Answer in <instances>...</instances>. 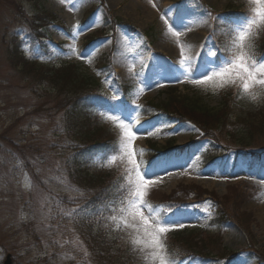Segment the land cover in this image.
<instances>
[{
  "label": "rangeland",
  "instance_id": "rangeland-1",
  "mask_svg": "<svg viewBox=\"0 0 264 264\" xmlns=\"http://www.w3.org/2000/svg\"><path fill=\"white\" fill-rule=\"evenodd\" d=\"M253 7L251 0H0V264L8 254L13 264H85L84 259L89 258L85 237L63 223L76 205H65L61 196L66 188H71L66 191L68 197L77 196L78 187L72 178H66L68 171L63 167L70 154L68 147L76 143L72 136L76 131L65 114H71L75 98L87 93L106 98V104L112 106L120 99L123 104L119 105L126 108L125 112L93 108L97 129L91 143L109 142L112 149L123 135L120 124H128L136 134L132 147L141 174L145 167L169 159L184 165H169L167 172L145 176L153 181L146 200L162 206L150 216L151 225L169 216L184 225L164 238L169 259L183 264H264V154L256 162L241 155V151L264 150L258 148L264 135L252 137L253 148L236 151V139L211 140L202 135L196 122L208 129L205 119L182 104L195 110L199 105L215 110L227 98L248 111L261 107L264 89L259 86L250 89L257 94L252 100L239 81L224 87L218 80L193 83L203 79L198 69L207 48L217 56L230 54L231 22L251 16ZM42 9L59 21L38 24ZM181 18L186 28L181 26ZM188 29L192 32L186 33ZM18 41L34 59L78 64L81 70L73 65L71 72L82 77L78 76L76 84L72 78L67 80L58 93L44 87L47 93L40 103L45 107L34 98L27 99L23 92L13 93L6 56ZM246 45L252 58L260 62L264 57V22L253 27ZM48 50H53L52 55ZM172 75L180 80L170 79ZM172 92L181 100H175ZM84 100L88 103L86 97ZM154 108L157 116L149 118L148 112ZM149 123L154 125L151 134L137 131ZM4 133L19 146H29L26 160L16 156ZM37 147L46 149L41 161ZM222 148L225 150H219ZM110 150L108 155L113 154ZM114 154L122 159L108 165L105 157H100L93 176L82 185L90 190L121 181L123 200L128 195L126 177L131 165L127 156ZM77 199L80 204L82 199ZM118 204H113L111 210L116 211L105 217L104 232L127 246L134 264H157L150 247L130 243L137 235L147 240L143 225L139 232L123 225L117 229L109 219L120 216L119 208L124 205ZM55 213L58 217L51 222ZM221 213H226L223 219ZM96 229V235L102 236ZM255 250L262 251V257H254Z\"/></svg>",
  "mask_w": 264,
  "mask_h": 264
},
{
  "label": "trees",
  "instance_id": "trees-1",
  "mask_svg": "<svg viewBox=\"0 0 264 264\" xmlns=\"http://www.w3.org/2000/svg\"><path fill=\"white\" fill-rule=\"evenodd\" d=\"M42 11L43 12L39 15L38 24L43 21H59L56 15L45 9H42ZM40 40H42V38H40ZM38 45L32 49L37 48ZM52 51L53 50H48L49 55H52ZM6 57L10 64L8 77H10L13 82L10 86L14 90L13 93L20 94L23 92L27 99L34 98L38 100L39 103L41 101V96L47 93L46 90L49 92L55 90L58 93L57 89L63 87L67 80H71L72 78L75 84L79 80L78 76L80 74L73 70V72H71V66L73 65L76 66L78 71L81 70L78 64L70 62L46 63L34 59L27 55L24 48H21L19 41L16 42L12 48L7 50ZM44 87L46 90L43 89ZM8 91L10 92V90ZM171 95H175L173 96L175 100H181L178 96L176 97V93L172 92ZM84 97L88 99V103L85 102ZM183 101L186 102L187 100L183 99ZM42 103L44 102L42 101L40 103L41 106L45 107ZM102 103H105V101L97 94L87 93L82 97L75 98L73 106L71 107V114H65L66 120L68 119L70 126L72 129L74 127L76 131V133L72 135L76 143L70 144L68 147L67 150L70 151V154L65 161H63V167L65 168V173L68 171L66 178H72V181L75 182L78 187L76 188L77 196L75 197L71 198V196H67L66 191H69L71 188H66V191L61 195L62 203L69 207H71V204L76 205V210L65 217L63 223L66 228H68L66 225H72L73 228H76V231H80L83 238L85 237L86 245L90 251L88 255L89 258L84 259L86 262L85 264H134L128 254L127 246L117 240V237L113 239L109 234L107 236L104 232V225H107L108 222L105 220V217L110 216L112 211L111 206L120 203L122 200L124 189L121 187V181L119 184L107 182L106 184L104 183L101 186H97V189L89 187L90 190L83 189L82 185V182H84L87 177L93 176L92 169L96 167L97 160L111 149L109 142H90L93 138V133L97 129V125L93 122V117L95 116L93 108L102 106L100 105ZM182 104L186 110L188 109V112L200 114V116H203L206 120L207 123L205 120L203 123L209 126L208 129H205L201 124L196 122L206 137H211L216 140H224L225 138L236 139L237 147H239H236L237 150L253 148L254 142L252 141V137L254 135H264V102L255 112L245 110L243 107L233 103L232 99L229 100L227 98H225L221 106L215 110L208 107H200V105H197L200 108L195 107V110L192 109L194 107L191 108L192 105ZM155 112H157L156 108L153 109L151 115H154ZM179 114H185V112ZM178 117L182 121H188V118L185 116L178 115ZM67 131L71 132V128L68 127ZM4 136V139L13 147L16 156L19 155L22 159L26 160L29 146H19L14 139L10 137L7 138L5 133ZM69 139L71 140V138ZM86 141L90 143H85ZM261 147H264V141L258 148ZM226 149L230 148L226 147ZM35 151L40 152L39 154L42 155L39 159L41 161L46 154V149L43 150L37 147ZM28 165L30 164L28 163ZM32 178L33 184L36 186L38 182L34 176H32ZM77 197L82 199L80 204V200L77 199ZM227 212L231 213L229 210H227ZM225 215L226 213H223V215L221 213L220 217L223 219ZM57 217L58 214L55 213L53 216L55 219L51 222H54ZM60 222L62 223L61 220ZM96 227L103 233L102 236L96 235ZM116 240L120 244H118ZM122 246L125 248V251ZM262 253V251L255 250L254 257H262ZM193 254L205 259L211 258L194 252Z\"/></svg>",
  "mask_w": 264,
  "mask_h": 264
},
{
  "label": "snow or ice",
  "instance_id": "snow-or-ice-1",
  "mask_svg": "<svg viewBox=\"0 0 264 264\" xmlns=\"http://www.w3.org/2000/svg\"><path fill=\"white\" fill-rule=\"evenodd\" d=\"M254 7L251 9L252 15L245 16L233 20V32L234 37L231 41L230 54L228 56H217L216 52L211 48H207L205 56L201 59L198 74L203 79L194 80L193 83L205 84L215 83L219 81L220 87H224L225 84L236 83L239 81L240 87L244 93H247L252 100L257 99V94L250 91L254 86H259L264 89V57L257 62L252 58L250 50H246V40H248L250 34L253 31V27L259 22H264V0H251ZM181 26L187 27L183 23L181 18ZM79 31V29H78ZM179 35V33H176ZM209 40L212 38L209 37ZM203 47V46H202ZM224 50L221 49V52ZM170 79L179 81L180 77L172 75ZM112 111L125 112L126 108L123 105L113 106ZM123 129V135L117 144L113 145L110 150L113 154H103L107 160L108 165L113 164L118 159L116 152L128 157V164L131 167L127 170L129 175L126 177L128 181V195L120 201L124 206L119 208L120 216L113 215L109 219L115 223L117 229L123 225L125 228L133 229L139 232V226L143 225L147 240L142 239L139 235L130 239V243L133 246L144 245L152 249L151 257L157 264H183V261H173L168 258L166 254V234L176 228H183L184 225L176 220H173L170 216L166 217L163 221H158L155 226L150 223V216L162 206L152 205L146 200L148 195L149 185L153 181L145 179V176H156L159 171L167 172L169 165L172 167H182L184 165L173 162L172 159L161 161L159 164L149 168L143 169V174L137 161L135 160V152L132 147V142L136 138V134L131 131V126L128 124H120ZM154 127L150 123L147 126H141L137 131H148L151 134L150 129ZM179 160L180 157H176ZM135 173L133 177L131 173ZM116 211V209H112ZM145 210L148 215H145ZM70 215V213H69ZM107 227V225H105ZM149 228L151 229L149 231Z\"/></svg>",
  "mask_w": 264,
  "mask_h": 264
},
{
  "label": "water",
  "instance_id": "water-1",
  "mask_svg": "<svg viewBox=\"0 0 264 264\" xmlns=\"http://www.w3.org/2000/svg\"><path fill=\"white\" fill-rule=\"evenodd\" d=\"M12 263V260H11V255L10 254H8L7 255V259H6V261H5V263L4 264H11Z\"/></svg>",
  "mask_w": 264,
  "mask_h": 264
},
{
  "label": "bare ground",
  "instance_id": "bare-ground-1",
  "mask_svg": "<svg viewBox=\"0 0 264 264\" xmlns=\"http://www.w3.org/2000/svg\"><path fill=\"white\" fill-rule=\"evenodd\" d=\"M192 32V29H188L187 31H186V33H191Z\"/></svg>",
  "mask_w": 264,
  "mask_h": 264
}]
</instances>
